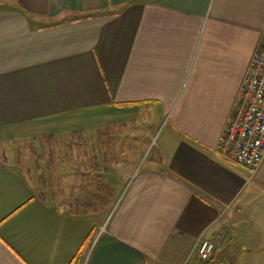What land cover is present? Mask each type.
Returning <instances> with one entry per match:
<instances>
[{
    "label": "crops",
    "instance_id": "0c3cea01",
    "mask_svg": "<svg viewBox=\"0 0 264 264\" xmlns=\"http://www.w3.org/2000/svg\"><path fill=\"white\" fill-rule=\"evenodd\" d=\"M263 38L264 0H0V264H183L221 240L264 198V161L217 149Z\"/></svg>",
    "mask_w": 264,
    "mask_h": 264
},
{
    "label": "built area",
    "instance_id": "2783aa9c",
    "mask_svg": "<svg viewBox=\"0 0 264 264\" xmlns=\"http://www.w3.org/2000/svg\"><path fill=\"white\" fill-rule=\"evenodd\" d=\"M217 149L253 172L264 161V38L249 64L236 110L218 140ZM215 250L214 241L202 239L183 264L210 261Z\"/></svg>",
    "mask_w": 264,
    "mask_h": 264
},
{
    "label": "rangeland",
    "instance_id": "374dc122",
    "mask_svg": "<svg viewBox=\"0 0 264 264\" xmlns=\"http://www.w3.org/2000/svg\"><path fill=\"white\" fill-rule=\"evenodd\" d=\"M162 137L163 131L159 130L148 154L158 151V142ZM18 161L19 168L32 177V181L39 183L38 177L44 164L40 166V161L33 164L25 163L22 156ZM30 165L33 169L29 170ZM48 165L50 168L53 167L51 161ZM261 188L264 189V185ZM236 211L235 217L228 218L226 221L229 231H223V238L216 240L218 249L215 260L203 264H264V258L257 251L260 240H264V198L255 197ZM216 242L214 241L215 245Z\"/></svg>",
    "mask_w": 264,
    "mask_h": 264
}]
</instances>
